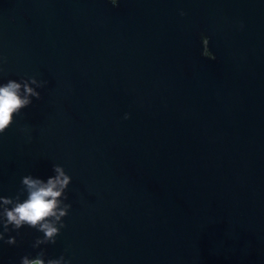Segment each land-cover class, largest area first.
Masks as SVG:
<instances>
[{
  "label": "water",
  "instance_id": "water-1",
  "mask_svg": "<svg viewBox=\"0 0 264 264\" xmlns=\"http://www.w3.org/2000/svg\"><path fill=\"white\" fill-rule=\"evenodd\" d=\"M9 80L41 98L0 196L59 165L71 208L55 243L0 223V264H264V0H0Z\"/></svg>",
  "mask_w": 264,
  "mask_h": 264
},
{
  "label": "clouds",
  "instance_id": "clouds-1",
  "mask_svg": "<svg viewBox=\"0 0 264 264\" xmlns=\"http://www.w3.org/2000/svg\"><path fill=\"white\" fill-rule=\"evenodd\" d=\"M113 5H118L119 0H111ZM183 14V13H182ZM213 59L215 57L213 56ZM37 83L35 78L31 81ZM39 86V85H38ZM24 89V95L21 94V88ZM30 97L36 99L41 98V93L35 91L28 83H17L16 80H9L7 83L0 85V134H4L14 123V114H19L21 109H24L32 104ZM125 118H129L126 116ZM55 171L58 175L54 178H49L47 183L41 179H33L31 176H25L22 180L27 196L22 202L20 196L15 199L10 197L0 196V223L3 224L5 231L9 226L13 229H20L27 225L29 228H35L43 232L45 240H51L55 243L54 237L61 228L66 227L62 222L60 227H56L53 223L60 222L62 217L69 213L71 204L60 208V197L64 190L69 186L71 176L65 173L64 168L59 165L55 166ZM64 199H68L64 196ZM11 205V207H8ZM4 239L3 233H0V240ZM45 240H37V245L44 243ZM9 245L16 244V238L8 239ZM23 264H44L41 259L29 260L24 257ZM48 264H59V261L50 260ZM68 264H71L68 261Z\"/></svg>",
  "mask_w": 264,
  "mask_h": 264
},
{
  "label": "flooded vegetation",
  "instance_id": "flooded-vegetation-1",
  "mask_svg": "<svg viewBox=\"0 0 264 264\" xmlns=\"http://www.w3.org/2000/svg\"><path fill=\"white\" fill-rule=\"evenodd\" d=\"M111 1V0H110Z\"/></svg>",
  "mask_w": 264,
  "mask_h": 264
}]
</instances>
